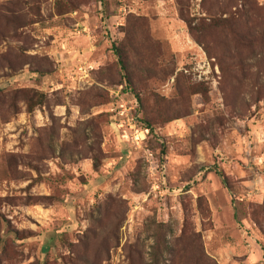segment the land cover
<instances>
[{
    "label": "rangeland",
    "instance_id": "obj_1",
    "mask_svg": "<svg viewBox=\"0 0 264 264\" xmlns=\"http://www.w3.org/2000/svg\"><path fill=\"white\" fill-rule=\"evenodd\" d=\"M263 248L264 0H0V264Z\"/></svg>",
    "mask_w": 264,
    "mask_h": 264
},
{
    "label": "trees",
    "instance_id": "obj_2",
    "mask_svg": "<svg viewBox=\"0 0 264 264\" xmlns=\"http://www.w3.org/2000/svg\"><path fill=\"white\" fill-rule=\"evenodd\" d=\"M119 59H120V64L122 65V69L127 71V66L124 63L123 57L121 55V53H119ZM125 78L129 79V76H125ZM129 84V86H128ZM126 86H128L129 88L133 89V85H132V81L129 79L126 81ZM36 93L35 95H32L29 97V99L27 100V104H28V109H32L34 107V105L38 104V103H43L46 100V95L44 93ZM37 96H39V98L37 99ZM136 98H138V95H136ZM264 249V248H263Z\"/></svg>",
    "mask_w": 264,
    "mask_h": 264
},
{
    "label": "built area",
    "instance_id": "obj_3",
    "mask_svg": "<svg viewBox=\"0 0 264 264\" xmlns=\"http://www.w3.org/2000/svg\"><path fill=\"white\" fill-rule=\"evenodd\" d=\"M137 141H139L138 139H137ZM138 143V142H137Z\"/></svg>",
    "mask_w": 264,
    "mask_h": 264
}]
</instances>
